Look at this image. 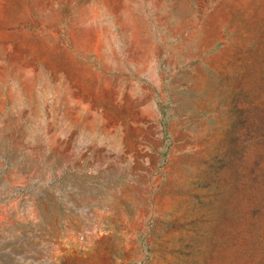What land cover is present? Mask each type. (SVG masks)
<instances>
[{
	"label": "rangeland",
	"instance_id": "374dc122",
	"mask_svg": "<svg viewBox=\"0 0 264 264\" xmlns=\"http://www.w3.org/2000/svg\"><path fill=\"white\" fill-rule=\"evenodd\" d=\"M0 264H264V0H0Z\"/></svg>",
	"mask_w": 264,
	"mask_h": 264
}]
</instances>
